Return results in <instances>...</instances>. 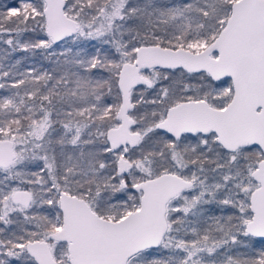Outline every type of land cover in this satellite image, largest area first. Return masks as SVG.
<instances>
[{
	"label": "snow or ice",
	"instance_id": "snow-or-ice-1",
	"mask_svg": "<svg viewBox=\"0 0 264 264\" xmlns=\"http://www.w3.org/2000/svg\"><path fill=\"white\" fill-rule=\"evenodd\" d=\"M0 264H264V0H0Z\"/></svg>",
	"mask_w": 264,
	"mask_h": 264
}]
</instances>
